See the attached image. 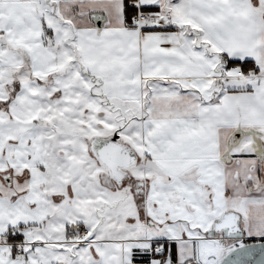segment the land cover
I'll list each match as a JSON object with an SVG mask.
<instances>
[{"label": "snow or ice", "instance_id": "obj_1", "mask_svg": "<svg viewBox=\"0 0 264 264\" xmlns=\"http://www.w3.org/2000/svg\"><path fill=\"white\" fill-rule=\"evenodd\" d=\"M0 264H264V0H0Z\"/></svg>", "mask_w": 264, "mask_h": 264}]
</instances>
